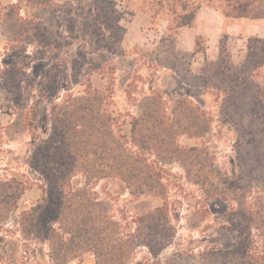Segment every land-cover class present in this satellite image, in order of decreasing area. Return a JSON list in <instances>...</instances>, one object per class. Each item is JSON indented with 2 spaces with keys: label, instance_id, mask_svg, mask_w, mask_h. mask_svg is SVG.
Masks as SVG:
<instances>
[{
  "label": "rangeland",
  "instance_id": "rangeland-1",
  "mask_svg": "<svg viewBox=\"0 0 264 264\" xmlns=\"http://www.w3.org/2000/svg\"><path fill=\"white\" fill-rule=\"evenodd\" d=\"M200 3L0 0V264H264V65L246 61V41H228L222 70L218 55L203 60L204 38L198 58L181 51L175 27ZM52 67L60 96L105 91L117 131L151 92L162 97L164 127L147 130L157 149L137 151L162 174L163 199L101 180L86 189L95 204L73 201L87 212H59L57 186L32 167L51 134L39 82ZM44 195L47 208L30 212ZM162 206L149 245L141 217Z\"/></svg>",
  "mask_w": 264,
  "mask_h": 264
},
{
  "label": "trees",
  "instance_id": "trees-1",
  "mask_svg": "<svg viewBox=\"0 0 264 264\" xmlns=\"http://www.w3.org/2000/svg\"><path fill=\"white\" fill-rule=\"evenodd\" d=\"M203 3L220 10L225 18L264 19V0H222L223 7L215 5L214 0H201L195 12L190 17H183L175 29L192 25L195 14ZM248 49L246 61L255 68L263 66L264 62H261L259 55L264 53V38H249ZM225 51L223 46L217 64L221 70L224 63L222 53ZM57 78L55 67H52L43 74L39 82L41 98L51 101V134L48 140L35 148L37 159L32 163V167L45 171L50 185L55 183L57 186L62 204L64 202L59 212H66L65 208L68 210L77 207L82 209L81 212H87L86 209L83 210L85 203L76 206L73 201H78L75 199L78 196L89 206L95 204L94 198L87 195L86 189L101 180L113 181L116 186L130 191L135 196L155 195L163 199L165 192L161 184L162 174L155 172L148 164V159L143 158L137 151L143 149L150 155L154 151L152 148L157 149L158 142L147 130L152 129L154 132L164 127L168 108L162 102V97L151 92L153 96H147L145 99L154 102L146 105L141 115L148 120L143 124L140 123V116L131 117V122L124 120L120 125L121 129L127 128V132L123 134V130H116L120 123L118 117H121L108 110V96L105 91L88 87L79 96L70 92L60 96L55 86ZM55 99L59 101L55 102ZM256 101V107L258 104H264L263 90L259 91ZM142 127H145L147 135L144 134V137L138 140ZM13 182L10 180L4 184L10 185ZM67 197L71 199L66 200ZM50 203L44 195L30 212H42ZM163 206L155 208V213L150 212L141 217V222L149 220L142 229L145 231L143 242L151 243L160 228L163 217L161 214L167 211ZM31 225L37 228L34 222ZM239 249L246 254L248 247L241 242ZM97 256H100L99 252Z\"/></svg>",
  "mask_w": 264,
  "mask_h": 264
},
{
  "label": "crops",
  "instance_id": "crops-1",
  "mask_svg": "<svg viewBox=\"0 0 264 264\" xmlns=\"http://www.w3.org/2000/svg\"><path fill=\"white\" fill-rule=\"evenodd\" d=\"M250 31H254V33L250 34ZM262 34H264V21L262 19L228 20L218 10L204 5L197 10L192 25L179 28L177 44L181 51L192 53L195 58H198L200 54L197 52V39L204 38L206 54L203 60L206 61V56L207 59H215L216 55H218L216 59L219 60L222 47L224 46L225 52H227L230 39L233 42L246 41L248 43L249 38H264ZM246 47L248 44L245 45ZM245 51L237 50L240 55H244ZM195 58L193 60H196Z\"/></svg>",
  "mask_w": 264,
  "mask_h": 264
}]
</instances>
